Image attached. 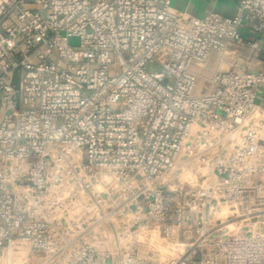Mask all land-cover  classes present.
I'll return each instance as SVG.
<instances>
[{"label": "built area", "instance_id": "built-area-1", "mask_svg": "<svg viewBox=\"0 0 264 264\" xmlns=\"http://www.w3.org/2000/svg\"><path fill=\"white\" fill-rule=\"evenodd\" d=\"M173 1L0 0V264H264V0Z\"/></svg>", "mask_w": 264, "mask_h": 264}, {"label": "crops", "instance_id": "crops-1", "mask_svg": "<svg viewBox=\"0 0 264 264\" xmlns=\"http://www.w3.org/2000/svg\"><path fill=\"white\" fill-rule=\"evenodd\" d=\"M241 0H174L173 8L179 11H188L193 15L203 17L209 13L217 12L223 16L233 17L237 14ZM248 40L258 42L260 50L251 49L248 46L242 49L228 50L224 54L213 53L210 59L199 68H206L208 72L217 69H227L230 61L238 59L249 69L264 71V33L253 34L248 30L244 32ZM214 57L212 61L211 58ZM198 68V67H197ZM264 102V96L260 98Z\"/></svg>", "mask_w": 264, "mask_h": 264}, {"label": "rangeland", "instance_id": "rangeland-1", "mask_svg": "<svg viewBox=\"0 0 264 264\" xmlns=\"http://www.w3.org/2000/svg\"><path fill=\"white\" fill-rule=\"evenodd\" d=\"M72 43H74V44L79 43V39L73 38ZM211 60L213 61L214 57H212ZM156 68L157 67L155 65H149L148 66L149 70H154ZM170 215H172V214H170ZM176 222H177V219L169 218L167 220V222H165V224H163L161 227H169V226H172L173 224H175ZM194 227L195 226H193V229H188L186 226L180 228L181 241H183L185 243H189L192 240L191 238L194 236V230H195ZM11 254H12V257H13L15 264H28V256H29L28 243L25 241L18 242L15 246L13 253H11ZM4 259H6V260L9 259V257L7 256V252L4 254L0 253V261H3Z\"/></svg>", "mask_w": 264, "mask_h": 264}]
</instances>
